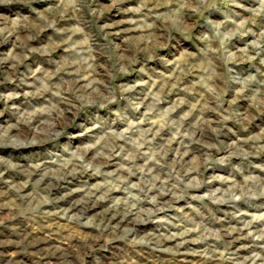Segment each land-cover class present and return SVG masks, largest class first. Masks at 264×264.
Returning a JSON list of instances; mask_svg holds the SVG:
<instances>
[{
  "label": "rangeland",
  "instance_id": "1",
  "mask_svg": "<svg viewBox=\"0 0 264 264\" xmlns=\"http://www.w3.org/2000/svg\"><path fill=\"white\" fill-rule=\"evenodd\" d=\"M0 264H264V0H0Z\"/></svg>",
  "mask_w": 264,
  "mask_h": 264
},
{
  "label": "bare ground",
  "instance_id": "2",
  "mask_svg": "<svg viewBox=\"0 0 264 264\" xmlns=\"http://www.w3.org/2000/svg\"><path fill=\"white\" fill-rule=\"evenodd\" d=\"M247 225H249L248 223H246Z\"/></svg>",
  "mask_w": 264,
  "mask_h": 264
}]
</instances>
